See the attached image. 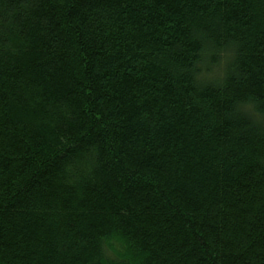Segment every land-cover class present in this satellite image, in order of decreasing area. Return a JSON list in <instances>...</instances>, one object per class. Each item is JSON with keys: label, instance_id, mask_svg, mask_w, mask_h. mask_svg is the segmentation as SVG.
<instances>
[{"label": "trees", "instance_id": "16d2710c", "mask_svg": "<svg viewBox=\"0 0 264 264\" xmlns=\"http://www.w3.org/2000/svg\"><path fill=\"white\" fill-rule=\"evenodd\" d=\"M0 264H264V0H0Z\"/></svg>", "mask_w": 264, "mask_h": 264}, {"label": "rangeland", "instance_id": "374dc122", "mask_svg": "<svg viewBox=\"0 0 264 264\" xmlns=\"http://www.w3.org/2000/svg\"><path fill=\"white\" fill-rule=\"evenodd\" d=\"M112 254V253H111Z\"/></svg>", "mask_w": 264, "mask_h": 264}]
</instances>
